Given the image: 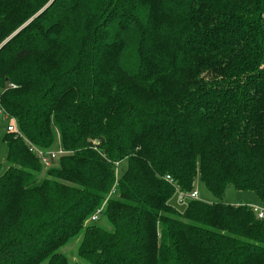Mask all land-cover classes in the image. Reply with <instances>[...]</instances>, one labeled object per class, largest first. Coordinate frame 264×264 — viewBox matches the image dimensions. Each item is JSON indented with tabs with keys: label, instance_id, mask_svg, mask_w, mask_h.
<instances>
[{
	"label": "trees",
	"instance_id": "obj_1",
	"mask_svg": "<svg viewBox=\"0 0 264 264\" xmlns=\"http://www.w3.org/2000/svg\"><path fill=\"white\" fill-rule=\"evenodd\" d=\"M0 104V264H264L254 205L187 196L264 207V0H0Z\"/></svg>",
	"mask_w": 264,
	"mask_h": 264
},
{
	"label": "rangeland",
	"instance_id": "obj_2",
	"mask_svg": "<svg viewBox=\"0 0 264 264\" xmlns=\"http://www.w3.org/2000/svg\"><path fill=\"white\" fill-rule=\"evenodd\" d=\"M4 128L0 127V164H1V172L3 173L7 167V156L9 153V147L7 145V143L4 140ZM58 133L56 131V141L55 144L50 148L52 150H63L59 144V138H58ZM64 151V150H63ZM68 154V152H66ZM61 156H58L57 159L54 160L53 164L51 166H44L43 171L41 173V177H44V175L46 174L47 170L52 167L53 165H57L59 162ZM126 167V160H124L123 162H121L119 164V162H116V173L118 175H121V173L125 170ZM198 192H199V196L198 198L206 201V202H216V201H221V202H225L228 204H238L240 203H244V204H250V203H257L260 201L257 199V195L256 193L252 192V191H247V192H239L232 184L228 185V187L226 188L225 194L224 196L219 199L217 197H215L211 191L207 188V186L198 178V180L195 183V187H194ZM245 193H251L252 196H248V194ZM178 195L179 193L177 192V194L174 195V197L172 198L171 202L173 204H175L180 210H183L187 204V200H184L183 202H180L178 199ZM110 197V196H109ZM187 199V198H186ZM251 205H259V204H251ZM101 226H103L104 228L107 229H111V225L110 223L104 218V217H100V219L97 221ZM81 235H78L77 237L71 238L67 244H65L60 251L63 252L66 256H68V258L72 261H77L81 264H92L89 261H87L86 259L80 257L78 255V247L79 244L81 242ZM45 264V263H42Z\"/></svg>",
	"mask_w": 264,
	"mask_h": 264
},
{
	"label": "built area",
	"instance_id": "obj_3",
	"mask_svg": "<svg viewBox=\"0 0 264 264\" xmlns=\"http://www.w3.org/2000/svg\"><path fill=\"white\" fill-rule=\"evenodd\" d=\"M0 115L2 117H4L6 120H8L7 122V130L11 131V132H18V128H17V120L16 118H14L13 116H10L5 109L1 106L0 104ZM36 153L39 156V158L41 159L42 163L44 166H51L54 162L55 159L58 158V156H60L61 154L64 153L63 150H52V149H47V150H43V149H39L36 148ZM167 178H169V176H167ZM183 194H181L182 196ZM187 196L191 197V198H198L199 193L197 190H194L192 193H187ZM254 211L257 213V215L260 218H264V207L259 206V205H254L253 206ZM102 209H98L91 217L92 220H97L99 218V215L101 213Z\"/></svg>",
	"mask_w": 264,
	"mask_h": 264
},
{
	"label": "crops",
	"instance_id": "obj_4",
	"mask_svg": "<svg viewBox=\"0 0 264 264\" xmlns=\"http://www.w3.org/2000/svg\"><path fill=\"white\" fill-rule=\"evenodd\" d=\"M245 194H248V196H252V194H251V193H245ZM257 199H258V197H257ZM258 200H259V199H258ZM238 204H244V203H240V202H239ZM251 204H259V205H260V203H259V202H257V203H250V205H251Z\"/></svg>",
	"mask_w": 264,
	"mask_h": 264
}]
</instances>
